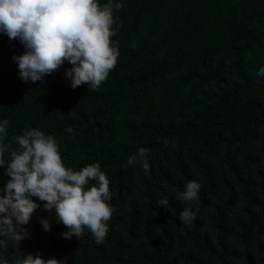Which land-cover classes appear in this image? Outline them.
Returning <instances> with one entry per match:
<instances>
[{
  "label": "trees",
  "instance_id": "obj_1",
  "mask_svg": "<svg viewBox=\"0 0 264 264\" xmlns=\"http://www.w3.org/2000/svg\"><path fill=\"white\" fill-rule=\"evenodd\" d=\"M119 2L117 64L95 91L71 87L67 61L43 81H23L13 57L26 49L0 32L4 159L22 150L15 137L39 129L55 139L66 167L100 164L114 209L97 244L87 229L65 239L55 210L32 197L39 207L22 226L29 235L20 252L64 264H264V83L255 82L264 0ZM142 147L147 173L127 165ZM193 180L198 201L179 200ZM185 208L195 216L190 228L180 220ZM13 251L12 242L0 247V264H16Z\"/></svg>",
  "mask_w": 264,
  "mask_h": 264
},
{
  "label": "clouds",
  "instance_id": "obj_2",
  "mask_svg": "<svg viewBox=\"0 0 264 264\" xmlns=\"http://www.w3.org/2000/svg\"><path fill=\"white\" fill-rule=\"evenodd\" d=\"M123 7L119 0H0V32L9 39H18L26 51L13 57L18 64L20 78L43 81L67 61L72 65L65 72L73 89L87 84L95 91L116 67L119 51L113 44L116 23L114 11ZM8 122L0 123V140L7 133ZM67 131L72 134L73 129ZM21 151H13L8 161L0 148V167L7 163L10 177L0 195V247L14 246L16 264H64L56 258L40 255L24 256L20 242L29 235L27 225L39 205L32 199L45 202L44 207L55 210L56 218L66 227L65 239L81 237L85 229L97 244L104 242L113 207L110 180L99 163L80 170L65 166L55 139L39 129L27 130L14 138ZM139 163L147 173L148 149L140 148L127 165ZM90 181H95L90 185ZM200 184L189 181L178 199L198 201ZM161 205L167 199L159 201ZM195 216L190 208L180 214V220L191 227ZM45 231L50 230L48 218H42ZM22 256V258H21ZM2 264H8L5 260Z\"/></svg>",
  "mask_w": 264,
  "mask_h": 264
},
{
  "label": "water",
  "instance_id": "obj_3",
  "mask_svg": "<svg viewBox=\"0 0 264 264\" xmlns=\"http://www.w3.org/2000/svg\"><path fill=\"white\" fill-rule=\"evenodd\" d=\"M255 82L258 84L264 83V64L258 69Z\"/></svg>",
  "mask_w": 264,
  "mask_h": 264
}]
</instances>
